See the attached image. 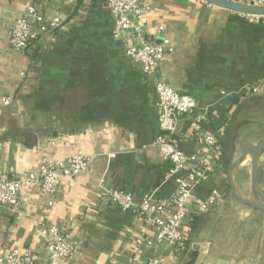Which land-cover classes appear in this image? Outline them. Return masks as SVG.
Returning <instances> with one entry per match:
<instances>
[{
    "label": "crops",
    "instance_id": "0c3cea01",
    "mask_svg": "<svg viewBox=\"0 0 264 264\" xmlns=\"http://www.w3.org/2000/svg\"><path fill=\"white\" fill-rule=\"evenodd\" d=\"M31 5L62 22L55 33L16 50L8 31ZM142 6L134 18L141 36L134 42L167 38L173 46L155 76L113 38L106 0H0V172L26 176L43 157L91 156L86 171L63 178L52 197L37 189L24 193L21 216L0 208V255L29 252L34 264H48L40 229L45 223L83 244L61 264H127L133 257L264 264V211L243 202L256 198L251 159L243 157L264 139V23L202 0H143ZM155 78L197 101L195 115L180 118L178 133L186 167L200 166L208 178L189 202L183 251L157 241L135 209L122 211L103 193L131 192L138 203L149 192L155 201L166 200L176 189L172 163L155 144ZM4 97L11 98L9 105ZM196 133L213 134L215 146L199 144ZM256 185L264 202V150ZM214 189L221 199L202 212L200 203ZM145 237L151 245L138 244Z\"/></svg>",
    "mask_w": 264,
    "mask_h": 264
},
{
    "label": "built area",
    "instance_id": "2783aa9c",
    "mask_svg": "<svg viewBox=\"0 0 264 264\" xmlns=\"http://www.w3.org/2000/svg\"><path fill=\"white\" fill-rule=\"evenodd\" d=\"M143 0H106L114 17L113 38L120 41L124 52L137 62L148 76H155L161 61L166 54L173 51V46L167 38L161 43L142 41L135 43L141 36L140 27L134 18L143 11ZM240 2L264 6V0H239ZM264 23V16H252ZM61 19H48L40 6L31 5L19 16L8 31V41L16 50L27 49L35 40L44 35L55 33ZM163 27H159L161 33ZM248 91L257 94L258 87L247 86ZM157 93V126L155 144L162 157L172 163L169 176L176 181V189L166 200L155 201L153 193L144 194L138 203L133 200L131 192L120 189H104V195L122 211L135 209L146 224L154 230L159 242L177 246L179 250L187 247L188 236L183 231L182 223L188 213V206L193 199L194 188L208 178L207 171L200 166L186 167V155L181 148L184 136L178 133L179 120L183 116L192 117L197 110L196 99L187 93L180 92L168 83L155 78ZM3 105H9L11 98L4 97ZM202 116L198 115L194 121ZM194 139L199 144L213 148L216 138L213 134H195ZM91 156L76 151L68 159H48L43 157L37 169L26 176L11 175L0 172V208H9L21 216L20 207L22 195L35 189L45 197H52L65 177H76L86 171ZM222 193L214 189L208 199L202 201L199 208L202 212L210 211L221 199ZM41 233L46 240L49 253L48 264H61L63 261L78 254L83 244L69 234L62 233L54 225L42 223ZM139 245H151L148 237L138 240ZM35 258L29 252L13 250L6 255H0V264H34ZM127 264H169L164 258L141 260L133 257Z\"/></svg>",
    "mask_w": 264,
    "mask_h": 264
},
{
    "label": "water",
    "instance_id": "95a60500",
    "mask_svg": "<svg viewBox=\"0 0 264 264\" xmlns=\"http://www.w3.org/2000/svg\"><path fill=\"white\" fill-rule=\"evenodd\" d=\"M202 1L208 4H211V5H214V6H217V7L232 11V12L244 14V15L264 16V6L248 4V3H244V2H240L236 0H202ZM263 150H264V139L255 143L248 150L247 154L244 155L243 157V158L249 157L251 159V169H252L251 187H252L253 193L256 195V198L253 199L252 201L243 199V202L256 209L262 210V211H264V202L261 198V193L258 190L257 185H256V168H257L258 157Z\"/></svg>",
    "mask_w": 264,
    "mask_h": 264
},
{
    "label": "rangeland",
    "instance_id": "374dc122",
    "mask_svg": "<svg viewBox=\"0 0 264 264\" xmlns=\"http://www.w3.org/2000/svg\"><path fill=\"white\" fill-rule=\"evenodd\" d=\"M236 1H239V0H236Z\"/></svg>",
    "mask_w": 264,
    "mask_h": 264
}]
</instances>
